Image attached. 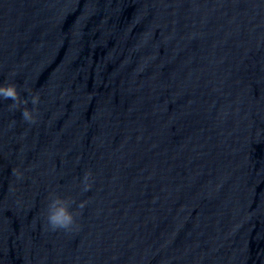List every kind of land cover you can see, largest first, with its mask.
Listing matches in <instances>:
<instances>
[{"label":"water","instance_id":"95a60500","mask_svg":"<svg viewBox=\"0 0 264 264\" xmlns=\"http://www.w3.org/2000/svg\"><path fill=\"white\" fill-rule=\"evenodd\" d=\"M0 84V264H264V0H0Z\"/></svg>","mask_w":264,"mask_h":264},{"label":"clouds","instance_id":"9594fccd","mask_svg":"<svg viewBox=\"0 0 264 264\" xmlns=\"http://www.w3.org/2000/svg\"><path fill=\"white\" fill-rule=\"evenodd\" d=\"M31 94V93H30ZM0 100H11L13 103L9 105L11 109H19L21 105L25 107L22 110V118L30 124L36 123V118L33 115V111H30L26 106L29 103L27 99H21V96L17 90L15 84H0ZM40 102V96L38 94L32 95L31 104L33 106L38 105ZM35 110V108L33 109ZM13 173L17 178H21L22 174L18 169H13ZM91 173H85L83 177V191L87 192L91 189L92 185L89 183ZM75 201L71 198H61L60 196H50V203L47 206L46 220L49 228L52 231L65 230L70 231L73 226L76 225V214L70 209L71 205ZM86 201L78 205L80 209H83L86 205Z\"/></svg>","mask_w":264,"mask_h":264}]
</instances>
